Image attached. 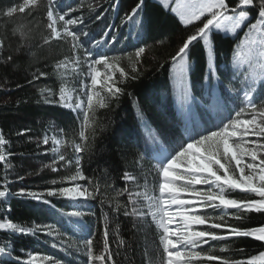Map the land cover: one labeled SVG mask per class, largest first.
I'll use <instances>...</instances> for the list:
<instances>
[{
	"label": "trees",
	"instance_id": "16d2710c",
	"mask_svg": "<svg viewBox=\"0 0 264 264\" xmlns=\"http://www.w3.org/2000/svg\"><path fill=\"white\" fill-rule=\"evenodd\" d=\"M137 2L119 0L114 10L112 0H63L64 8L84 5L79 11L71 13L72 18L80 16L84 20L73 30L88 33L81 37L83 47L80 53L88 52L93 58H100V54L122 57L120 67L129 77L122 78L116 71L115 79L117 86L123 89L122 93L113 99L102 91L108 106L97 107L94 118L90 114V127L86 129V134L94 129L95 138L90 140V150L80 154V168L88 178L81 180L80 184L89 190V181L99 185L96 198L71 203L63 197L46 196L50 204L20 196L0 198V223L10 221L24 226L51 224L59 234L68 238L92 239L94 254L97 255L104 254L103 232L107 227L109 250L115 264H161V233L150 220L147 207L141 208L145 213L143 217L125 215V211L132 210V205L128 203L129 192L143 193L142 183L148 181L155 186L158 184L156 162L152 155L159 147L171 152L184 144L185 130L189 129H185L187 123L191 130L188 134L199 138V134L216 130L222 122L227 123L233 112L242 106L239 89L233 83L235 71L231 68V57L245 29L234 38L218 32L211 35L213 62L217 70L211 83L205 80L208 56L203 42H194L190 46L188 89L191 95L187 102H182V107L176 108L170 81L171 57L201 22L185 27L170 9L165 10L153 0H144L141 13L145 21L144 30L131 22L123 24V17ZM229 2L234 6L237 0ZM21 3L23 0H0V39L4 41V48L0 50V133L8 141L4 149L12 165L5 169L4 163L0 162V190L7 187L13 193L21 189L46 192L62 186L51 185L62 173L50 172L52 156L49 148L43 145V139L54 126L61 141L65 142L62 144L63 154L66 159L73 160L69 167L73 170L75 153L71 141L80 142L78 132L81 120L59 102L62 86L54 73L56 62L72 55L69 43L53 41L43 44L42 37L47 34L43 7L31 9V14L26 9L24 13L17 11L12 17L4 15L8 8L18 7ZM89 4L94 11L89 9ZM256 15V11L252 10L253 20ZM21 26H26V37L16 31ZM97 40L106 41V44L93 47ZM137 46L145 47L146 51L136 65L137 72L133 73L127 57L134 54ZM8 56L12 57L10 61ZM37 69L48 73V76L33 80V74H38ZM239 76L240 82L246 83L245 70ZM121 80L123 82H119ZM46 88L51 89L52 94H42L41 89ZM45 97L53 102L46 103ZM126 172L135 176L136 181L125 180ZM126 188L128 191H124ZM229 195L234 199H258L254 194L240 190L231 191ZM136 198L140 204L144 203L142 196ZM117 204L122 205L119 211H116ZM69 211H80L83 215L68 217L65 213ZM202 212L217 215L222 211L217 209L213 212L209 208ZM227 213L230 225L244 230L264 227V212H241V219L234 218L236 209ZM211 231L227 235V229ZM52 242V238L43 232L27 235L0 229V247L7 245L13 257H19V261L13 259L8 264H24L34 255L52 256L67 264H74V259H79L72 254L69 257L63 255L62 251L52 247ZM201 247L205 251L215 249L216 256L230 261H247L264 252V241L230 236L227 240H209ZM221 248L226 250L220 251ZM5 259L0 257V261ZM93 264L103 262L94 261ZM193 264H220V261H194ZM256 264L261 262L257 260Z\"/></svg>",
	"mask_w": 264,
	"mask_h": 264
},
{
	"label": "snow or ice",
	"instance_id": "6c2138e0",
	"mask_svg": "<svg viewBox=\"0 0 264 264\" xmlns=\"http://www.w3.org/2000/svg\"><path fill=\"white\" fill-rule=\"evenodd\" d=\"M119 0H112V7H118ZM165 7H168L170 0H161ZM63 0H23L18 7L8 8L4 15L12 17L19 11L24 13L26 9L31 14V9L44 8L46 17L47 34L42 37L44 45L53 41H63L69 43L72 55L66 56L55 64L54 73L61 79L65 75L63 70L71 67L72 71L78 76L84 75L90 79V85L83 84L81 89L83 99L77 96L73 103V97L65 92L61 87L59 102L66 107L80 109L83 113V122L78 132L79 141H71L75 153L74 164L75 173L61 178V183H71L72 186H61L58 189H48L46 192L26 191L21 189L18 192H10L7 187L0 190V198L20 196L31 198L43 204H50L51 201L45 197H64L69 202L75 203L80 200L95 199L99 193V185L91 181V190L79 183L80 180H88L81 171V153L89 151L91 148L90 140L95 138V130L92 129L86 134V129L90 127V114L94 118L97 107H107V98L102 95V91L108 94V98H117L123 89L117 86L115 72L119 71L122 78H129L128 73L120 67L122 57H110L107 54H100L99 59H95L88 52L83 53V59L78 53L83 47L81 37L88 33L83 30H73L74 26L83 24L82 17H71L72 12L79 11L83 7L81 3L77 7L68 5L63 6ZM144 0H138L136 5L126 13L122 19L123 24L131 22L137 28L144 30L145 21L141 15L143 12ZM90 10L94 11L91 4ZM252 10L257 15L253 20ZM171 11L180 15L185 27L194 22H201L195 31L188 35L176 53L171 57L174 69H177L176 78L179 83V93L182 102H187L190 98V91L184 83L185 75L189 67L190 46L194 42H203L207 52V70L205 80L211 83L216 77V67L214 65V43L210 39L214 32H224L225 34L237 35L240 30L245 29L244 37L248 49L244 62L251 69L250 75L246 78L243 91L244 100L242 105L235 113V117H229L227 123H223L216 130H208L206 133L199 134L196 138L189 134V140L178 148L169 152L162 148L158 154L157 170L161 178L158 186L159 195L150 194L147 184L144 185L145 191L129 192L128 203L132 205L131 212L125 211V215L144 216L142 207H147L148 215L157 227L162 230L160 242L163 249L161 264H191L192 261H216L220 264H256L257 260L264 264V252L259 257H253L247 261H230L226 258L216 256L215 249L205 251L202 245L209 240H227L230 236L252 237L258 241H264V227H254L251 229H241L239 226L230 225L226 217L228 209H236L235 219H241V212H264V0H237L235 5H231L229 0H176V6ZM66 17H68L66 19ZM206 18V19H203ZM99 19V17H97ZM26 26L16 29L22 37H26L24 31ZM30 31V29L28 30ZM241 41V43H245ZM113 42L115 39L113 38ZM106 41L97 40L93 47H100ZM4 48V41L0 39V50ZM145 47H136L134 54L127 57L133 73L137 72V67L141 57L144 55ZM11 56L7 57L10 61ZM84 65H87L86 71ZM103 66L101 72L97 66ZM38 74H33V80L47 77L48 73L37 69ZM135 78V77H131ZM30 83L32 81H29ZM119 82H123L122 80ZM259 85V87H257ZM52 94L51 89H41V93ZM45 102H53L45 97ZM23 135V133H18ZM254 138V139H253ZM49 137L45 136L43 143H49ZM53 147L52 153H60V145L65 143L55 136L51 138ZM8 144L4 135L0 133V162H4L5 169L11 168V162L7 159L4 145ZM11 155V153H8ZM58 161H64L65 166L72 165V159H66L63 153L58 155V160H53V165ZM182 166V171H178ZM52 167V171H57ZM23 179V176L19 177ZM124 179L136 181V177L129 173L124 174ZM53 184L57 181L53 180ZM5 185L7 179L5 178ZM207 186L197 188V186ZM240 190L242 192L254 194L258 199H234L230 198V192ZM128 191V189H124ZM117 193V195H121ZM143 197V204H140L136 197ZM122 205H116V211ZM126 207V206H123ZM217 209L224 211L217 215L202 212L200 209ZM65 215L68 217H81L80 211H69ZM176 223L175 230L169 227ZM207 225V228L197 229L193 226ZM0 229H9L13 233L36 235L39 232L47 236L58 235L57 230L51 224H34L24 226L13 222L0 223ZM211 229H227V235L211 231ZM109 230L105 227L103 232L104 254H94L93 240L84 241L87 264L94 261H101L103 264H115L112 253L108 245ZM123 243V241H121ZM52 247H57L53 244ZM201 248V251L195 249ZM221 248L220 251H225ZM0 257L6 258L0 264H8L19 257H13L12 251L8 246L0 247ZM36 256H31L24 264H35ZM50 264H59L52 256L44 257Z\"/></svg>",
	"mask_w": 264,
	"mask_h": 264
},
{
	"label": "rangeland",
	"instance_id": "374dc122",
	"mask_svg": "<svg viewBox=\"0 0 264 264\" xmlns=\"http://www.w3.org/2000/svg\"><path fill=\"white\" fill-rule=\"evenodd\" d=\"M153 1L158 3V4H160V5H163L161 0H153ZM185 2H186V0H185ZM168 6L170 7L171 14H173L179 20V22L182 25H184L182 23V21H181L180 15L178 13H176V12L171 11V8L176 6V0H170V3H169ZM218 33H220L223 36H229L231 38H234L236 36V35H233L231 33H229V34H225L224 32H218ZM241 41H245L244 34H243L241 40L239 42H237L236 49H235V51H234V53H233V55L231 57V68H232L233 71H235V77H234L233 83H235L237 85V87L239 89V92H240L239 93L240 94V98L243 101L244 100L243 91H244L245 83L240 82L241 77L239 75H241L243 73V71L245 70V76L248 77L250 75L251 69L248 68V65L244 62V58L247 56V52H248V49L245 46L246 41H245V43H241ZM78 54L81 55V58L83 59V54L80 53V52ZM95 59H99V58H95ZM83 67H84V69L86 71L87 65H84ZM97 68L101 72L104 71L103 66L98 65ZM190 68H191V64L189 62L188 71H187V73L185 75V79H184V83L187 86V88H189V76H188V74H189ZM61 71L65 72V75L63 77V81H64L63 84L61 83V79L59 78L61 86L64 87L65 92L67 94H69V95H71L73 97V101L72 102L74 103L76 101L77 96H80V98L83 99L84 97H83L81 89L83 88V84L84 83H87V84L90 85V79L87 78L84 75L78 76L75 72L72 71L71 67H69L66 70L62 69ZM176 72H177V69H174V67L172 65L171 71H170V73H171L170 74V81H171V85L173 87L174 94H175L176 108H178V106L182 107L183 104H182V101H181V98H180L179 83H178V80L176 78ZM245 82H246V79H245ZM68 108H70L73 111V113L78 118H80L81 124H82V122H83V113L81 112V110L80 109H75L74 107H71V106H69ZM237 110H235L233 112V116H230V117H235V113H236ZM188 132H189V129L186 130V134L187 135H188ZM47 136L50 138L49 139V143L47 145H45V144H43V145L47 146L49 148L50 152H51V156H52V163L51 164L52 165L50 166V168H51L50 172L53 173V174L54 173L58 174V172L61 171V173H62V176H60L57 180H55V181H57V183L56 184L52 183L51 185L72 186L71 183L66 182V181L64 182V184H62L61 183V178L62 177H66L67 175H70V174H74L75 173V169H73V170L70 169L69 168L70 165L65 166V162L64 161H58V163L53 165V160L54 159L58 160V155L60 153H63L62 144L59 146L60 147V153L54 154L51 151V148L53 147L51 138L55 136L56 138L60 139L59 132L56 130V128L54 126H51L49 131H48V133H47ZM188 140L189 139L187 138V141ZM161 149H162V147H159L154 152V155H152L153 159L156 162V164H155L156 170H157L158 154H159ZM1 163H4V162H1ZM57 165H58V167H57ZM53 166L56 167L58 170L57 171H52V167ZM178 171H182V166H181L180 169H178ZM157 172H158V170H157ZM158 179H159V182H160L161 178L159 176V173H158ZM80 181H77L75 183H79L80 184ZM159 182L155 186V184L152 183V181H148L146 183H142V187L141 188H142V190L144 192L145 191L144 185L147 184L149 193L158 196L159 195V190H158ZM205 187H207V186H200V185L197 186V188H205ZM84 201H87V200H80L78 202H84ZM204 210H206V209H200V211H204ZM219 210H221L222 212L224 211L223 209H219ZM228 210H230V209H228ZM149 218L152 221V223L155 225L156 229L162 234V230L157 227L156 223L152 220L151 215H149ZM204 226H207V225H199V226H193V227L198 229L199 227H204ZM169 227L172 228L173 230H175L176 227H177V224L174 222V223L170 224ZM50 237L53 240L52 245L56 244L57 247H55V249H59L60 251H62L63 255L69 257L72 254L73 257L79 258V259H74L75 263H77V264H87V256L85 254V248H84V241L86 239L75 240V239H72V238H68V237H66L64 235H61L59 233H58V235H54V236H50ZM160 244H161V242H160ZM161 247H162V245H161ZM195 250L197 251V249H195ZM36 257H37L36 262H38L40 264H50L49 261L44 260V257H46V256L37 255ZM80 258H82V260H80ZM193 263H194V261L191 262V264H193ZM59 264H67V263L59 262Z\"/></svg>",
	"mask_w": 264,
	"mask_h": 264
},
{
	"label": "crops",
	"instance_id": "0c3cea01",
	"mask_svg": "<svg viewBox=\"0 0 264 264\" xmlns=\"http://www.w3.org/2000/svg\"><path fill=\"white\" fill-rule=\"evenodd\" d=\"M164 9H169L170 7L168 6V7H165L164 5H161Z\"/></svg>",
	"mask_w": 264,
	"mask_h": 264
},
{
	"label": "bare ground",
	"instance_id": "6f19581e",
	"mask_svg": "<svg viewBox=\"0 0 264 264\" xmlns=\"http://www.w3.org/2000/svg\"><path fill=\"white\" fill-rule=\"evenodd\" d=\"M189 128V127H188ZM185 138H189V134H188V136H186Z\"/></svg>",
	"mask_w": 264,
	"mask_h": 264
}]
</instances>
